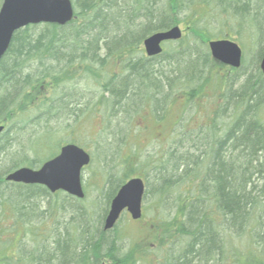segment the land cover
<instances>
[{
    "label": "trees",
    "instance_id": "1",
    "mask_svg": "<svg viewBox=\"0 0 264 264\" xmlns=\"http://www.w3.org/2000/svg\"><path fill=\"white\" fill-rule=\"evenodd\" d=\"M72 2L71 23L19 31L0 63V264H264V200L256 192L264 182V0ZM176 26L187 34L147 58L144 41ZM226 39L243 48L239 70L211 55L209 43ZM204 99L215 104L205 122L178 128ZM145 107L176 139L162 159L141 162L133 151L118 170L122 147L142 129L129 138L120 125ZM98 119L105 149L102 158L90 153L91 165L103 159L112 167L103 198L90 201L85 186L78 200L6 181L41 168L67 144L87 151L71 137ZM134 178L146 182L145 199L173 214L165 210L143 243L127 246L118 225L104 224Z\"/></svg>",
    "mask_w": 264,
    "mask_h": 264
},
{
    "label": "water",
    "instance_id": "2",
    "mask_svg": "<svg viewBox=\"0 0 264 264\" xmlns=\"http://www.w3.org/2000/svg\"><path fill=\"white\" fill-rule=\"evenodd\" d=\"M75 19V9L71 0H3L0 9V63L8 53L15 35L31 26L56 24L66 26ZM183 38L182 29L176 26L159 32L144 41V47L150 58L164 52V43L179 41ZM212 57L221 64L240 69L243 65L242 47L231 40H217L209 43ZM260 68L264 74V57ZM0 127V135L4 132ZM91 163V156L83 148L69 144L61 153L48 161L41 169L21 168L6 178L7 182L23 185L43 186L52 194L64 192L79 200L85 199L82 176L83 170ZM146 183L134 178L126 183L111 203L105 221V231L113 230L124 212L133 220L143 216V200Z\"/></svg>",
    "mask_w": 264,
    "mask_h": 264
},
{
    "label": "rangeland",
    "instance_id": "3",
    "mask_svg": "<svg viewBox=\"0 0 264 264\" xmlns=\"http://www.w3.org/2000/svg\"><path fill=\"white\" fill-rule=\"evenodd\" d=\"M0 3H1L0 5L1 8L3 0H0ZM180 27L182 29L183 35L185 36L187 34V30L185 29L184 26H180ZM252 54L253 53L251 52L250 55ZM250 55L249 58L251 60L252 56ZM212 92L213 91L211 90H207L206 93L208 95L209 94L211 95ZM173 99H175V97ZM210 101L211 99L202 100L203 104L201 105L200 109L195 108V106H190V108L184 112L183 121L181 125L178 126V128L187 125L188 129L197 130L198 125L205 122V118L208 112L211 111L213 107H215V104L211 103ZM180 103L181 105L185 104L184 98L183 99L181 98V100L178 103H176V105L179 106ZM173 109L175 112L174 117H176L177 107H173ZM141 114L142 116L133 115L129 123H124L120 125V131L124 130L123 133L126 134L129 138L131 137L130 133H133L134 128L140 127L142 129L135 130L136 134L135 136L132 134L133 137L129 139L130 143H128V147L125 150H124L125 146L122 147L123 154H121V156L116 160L117 162L116 167L118 168V170L121 167L122 159H127L129 153L133 151L136 152V155L138 156L137 158H139L141 162H145L147 159H152V160L162 159L164 156L167 155V150L169 149V147L172 146L173 141L176 139L175 137L176 134H174L173 136L168 135L170 130L169 128L170 124H168L167 122H163V123L155 122L148 107H145L142 110ZM156 123H160V124H156ZM102 125L103 122L100 119H98L86 125L87 128L86 132L81 134L78 131H76V133L72 137H71L72 134L65 135L64 137L67 142L70 140L71 137L74 141L83 143L84 146L88 147L87 152H89V154L92 153L93 156H95L94 151L97 150L99 152L100 158H102L101 151L103 149L102 148L103 144H100L101 143L100 138L103 137V133L105 132L102 130L103 127ZM111 125L113 126L115 125L118 127V122L116 120H113ZM135 144H137V147L134 149L135 146L133 145ZM169 144L171 146H169ZM100 158L98 157L95 159L99 160ZM100 161L99 163L94 162L92 165H90L83 171V183L87 190V199H89L90 201H92L93 199L99 200L100 197L103 198L102 193L106 192L104 191L103 188V182H104L103 176L105 175V172L109 171V169L112 167L105 165L103 159ZM256 185H257V189H256L257 195L262 197V199L264 200V195L262 196V192L264 194V182L257 181ZM101 201L100 203L102 205ZM144 206H145L144 216L140 220L135 221L132 219L129 213H125L118 223L119 234L120 236L123 237L127 246H130L133 243L136 244L143 243V240L146 238L145 230L148 227H150V224L154 222L155 218L158 217L161 218L164 217V215L166 216L165 210L169 211V206L167 203L163 204L161 201L158 202V200L156 201L153 196L144 200ZM262 209H264V206H262ZM167 214L168 216H170V214H173L172 210H170L169 213L167 212Z\"/></svg>",
    "mask_w": 264,
    "mask_h": 264
},
{
    "label": "bare ground",
    "instance_id": "4",
    "mask_svg": "<svg viewBox=\"0 0 264 264\" xmlns=\"http://www.w3.org/2000/svg\"><path fill=\"white\" fill-rule=\"evenodd\" d=\"M161 32H164V31H161ZM156 33H159V32H156ZM156 33H154V34H156ZM154 34H152V35H154ZM152 35H151V36H152ZM151 36H149V37H151ZM149 37H148V38H149ZM0 136H1V135H0ZM56 157H57V156H56ZM56 157H55V158H56ZM51 160H52V159H51ZM49 161H50V160H49ZM42 167H43V166H42ZM42 167H41V168H42ZM41 168H39V169H41ZM36 170H37V169H36ZM82 182H83V178H82ZM8 183H10V182H8ZM13 184H14V183H13ZM22 185H23V184H22ZM83 188H84V183H83ZM60 192H62V191H60ZM84 192H85V190H84ZM57 193H58V192H57ZM63 193H64V192H63ZM145 193H146V192H145ZM51 194H52V193H51ZM55 194H56V193H55ZM65 194H66V193H65ZM117 194H118V193H117ZM67 195H68V194H67ZM85 195H86V194H85ZM69 196H70V195H69ZM71 197H72V196H71ZM144 197H145V196H144ZM74 198H75V197H74ZM85 198H86V196H85ZM76 199H77V198H76ZM78 200H79V199H78ZM111 203H112V202H111ZM110 208H111V205H110ZM109 211H110V209H109ZM108 214H109V213H108ZM120 220H121V219H120ZM120 220H119V221H120ZM105 221H106V220H105ZM119 221H118V223H119ZM118 223L116 224V226L118 225ZM116 226H115V227H116ZM104 227H105V224H104ZM114 229H115V228H114ZM114 229H113V230H114ZM104 230H105V229H104ZM113 230H110V231H113Z\"/></svg>",
    "mask_w": 264,
    "mask_h": 264
}]
</instances>
